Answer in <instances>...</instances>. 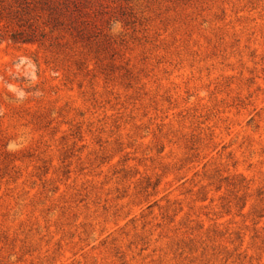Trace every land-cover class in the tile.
I'll use <instances>...</instances> for the list:
<instances>
[{
	"label": "rangeland",
	"instance_id": "rangeland-1",
	"mask_svg": "<svg viewBox=\"0 0 264 264\" xmlns=\"http://www.w3.org/2000/svg\"><path fill=\"white\" fill-rule=\"evenodd\" d=\"M0 264H264V0H0Z\"/></svg>",
	"mask_w": 264,
	"mask_h": 264
},
{
	"label": "trees",
	"instance_id": "trees-1",
	"mask_svg": "<svg viewBox=\"0 0 264 264\" xmlns=\"http://www.w3.org/2000/svg\"><path fill=\"white\" fill-rule=\"evenodd\" d=\"M21 42H22V43H26V42H30V41H26V40L24 41V40H23V41H21Z\"/></svg>",
	"mask_w": 264,
	"mask_h": 264
},
{
	"label": "clouds",
	"instance_id": "clouds-1",
	"mask_svg": "<svg viewBox=\"0 0 264 264\" xmlns=\"http://www.w3.org/2000/svg\"><path fill=\"white\" fill-rule=\"evenodd\" d=\"M118 27H119V26L117 25V30H118Z\"/></svg>",
	"mask_w": 264,
	"mask_h": 264
}]
</instances>
